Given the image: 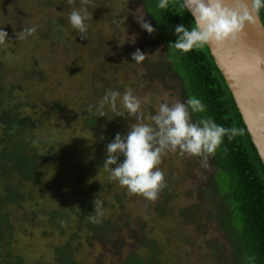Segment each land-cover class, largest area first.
Wrapping results in <instances>:
<instances>
[{"label": "rangeland", "instance_id": "1", "mask_svg": "<svg viewBox=\"0 0 264 264\" xmlns=\"http://www.w3.org/2000/svg\"><path fill=\"white\" fill-rule=\"evenodd\" d=\"M44 2L0 0V27L10 38L0 44L1 75L12 86L21 83L23 88L12 93V100L20 99V95L28 96L23 114L28 116L31 126L39 128V138L49 136L46 141L61 146L64 154L76 148L85 151L84 147L92 154L93 151L97 153L95 146L104 143L98 131L102 126L86 129L79 114L85 111L98 114L97 106L109 90L120 92L122 98L124 92L131 89L142 102L145 123H151L150 117L156 114L160 103L183 102L177 76L160 67L166 65V60L155 32L148 34L132 15L134 11L144 12L139 0H92L91 5H81L80 0H74L72 4L67 0ZM82 7L92 14V19L85 21L88 35L84 40L69 22L70 12ZM60 10H63L61 14ZM45 12L52 17L59 14L67 18L61 38L51 29L44 33V28L52 27L51 22L46 24L44 21ZM145 18L149 21L146 15ZM30 27H36V32L23 40L15 38V32ZM137 48L146 55L140 63L131 58ZM34 61L38 66L33 65ZM31 67L34 69L30 70ZM28 70L34 76L27 77ZM47 99L59 100L62 113L54 115ZM118 107L124 110L119 101ZM104 111L106 115L109 112L107 117L112 119L113 126L107 134L112 139L117 132L126 134L136 123L134 117L112 118L108 106ZM101 119L99 123H104V118ZM85 160L83 158L81 162ZM210 164L209 160L208 167H203L199 157L165 152L157 167L164 173L167 186L154 202L140 195H130L118 181L119 185H115V180L110 181L99 198L107 205L112 204L105 213L119 225L114 236L116 244L112 248L108 244L102 247L95 240L87 243L80 238L79 243L72 244L73 258L82 264L97 259L105 264L120 262L132 249L139 248L143 239L151 238L162 248L163 259L170 264H230L223 257L219 258L227 253V243L220 222L214 216ZM66 167L60 166L58 171L65 172ZM94 175L100 183L106 184L100 180L102 173ZM117 196H121L120 199ZM28 206L27 212H13L10 247L26 263L38 260L52 264V248L64 242L73 230L72 217H68L63 233H59L47 228L46 216L45 225L40 216L29 212L31 206ZM161 206L164 211L159 210ZM17 220L19 222H15ZM43 227L46 234L42 233ZM209 243L216 245L212 248Z\"/></svg>", "mask_w": 264, "mask_h": 264}, {"label": "trees", "instance_id": "2", "mask_svg": "<svg viewBox=\"0 0 264 264\" xmlns=\"http://www.w3.org/2000/svg\"><path fill=\"white\" fill-rule=\"evenodd\" d=\"M139 2L156 29L155 34L164 49L166 65H160L161 69L177 76L183 102L195 97L206 106V111L194 113L193 119L210 117L218 125L243 130L242 135H237L231 141L225 136L215 155L209 157L211 199L216 210L214 216L220 222L227 243V253L219 255V258L223 257L230 264H264V166L231 93L206 45L195 47L187 53L172 45L177 39L174 34L176 25L184 24L188 29L194 26L192 16L182 8L181 0H169V6L165 9L156 7L159 0ZM44 3L51 2L45 0ZM62 12L60 10V14ZM45 14V23L51 22L52 27L48 30L43 27L44 33L47 34L51 29L61 38L62 26H65L67 18L59 14L56 17ZM19 16L26 21L23 15ZM257 16L264 28V7ZM33 65L38 66V62L34 61ZM2 72L3 65L0 64V264H51L38 260L26 263L10 247L13 212H27V204L31 206L29 212L40 216L43 223L46 216L47 228L58 230L59 233H63L68 217H72L73 230L67 234L64 242L52 248V264H82L73 258V243H79L78 239L82 238L87 243L95 240L102 247L108 244L112 248L116 244L115 233L119 230L117 221L111 220L105 213L112 204L102 202L100 223H93L89 219L97 215L94 199L97 197L100 200L103 188L110 183L109 173L103 172V161L106 144L112 140V136L107 135L108 129L113 126L112 119L107 117L109 112L106 116H98L95 111L80 113V122L86 129L102 126L98 131L104 143L95 146L97 153L93 151L92 154L89 148L84 147L85 151L80 152L76 148L64 154L61 146L46 141L49 136L38 137L39 128L31 126L22 110L28 96L24 94L25 97L20 95V99L12 100V93L23 88L21 83L12 86V83L3 79ZM30 75L34 76L28 70L27 77ZM47 103L54 115L62 113L63 107L59 100L47 99ZM101 117L104 123H99ZM83 158L87 160L81 162ZM63 165L68 166L67 170L58 171ZM93 172L102 173L103 178L100 180L106 184L100 183ZM115 185L119 184L116 182ZM117 197L120 199L121 196ZM159 210L164 211L163 206ZM43 232L47 233L45 227ZM139 245V248L135 247L127 253L122 261L111 264H170L163 259L162 248L151 238L143 239ZM209 245L214 248L216 244ZM139 249H143V252H138ZM88 264L105 263L97 259Z\"/></svg>", "mask_w": 264, "mask_h": 264}, {"label": "clouds", "instance_id": "3", "mask_svg": "<svg viewBox=\"0 0 264 264\" xmlns=\"http://www.w3.org/2000/svg\"><path fill=\"white\" fill-rule=\"evenodd\" d=\"M73 2L74 0H67L68 4ZM80 2L81 5L92 4V0ZM168 6L169 0H159L156 5L159 9ZM262 7L264 0H182V8L191 14L194 26L188 29L184 24L176 25L174 34L177 39L172 45L175 49L187 53L195 47L209 43L223 45L236 41L246 23H253L252 13H258ZM132 15L148 34L156 31L145 18L144 12L134 11ZM90 19L92 14L86 7L73 9L69 14V22L81 40L87 38L88 25L85 21ZM36 30V27L23 28L18 33L15 32V38L23 40ZM8 39V32L0 27V44ZM131 58L140 63L146 55L137 48L131 53ZM118 101L123 111L118 107ZM141 103L131 89L126 90L122 98L120 92L109 90L99 102L96 111L98 116H106L104 109L108 106L113 113L112 118H135L136 123L131 125L126 134L117 132L106 144L103 167L109 173V181H118L121 187L127 188L130 195H140L148 201H156L160 192L167 186L164 173L157 167L165 152L199 157L201 165L208 167L209 157L215 155L225 136L231 141L237 135L243 134L242 129L226 128L215 123L210 117L202 116L199 120H194V113L206 111V106L195 97L185 102L177 100L171 105L167 101L160 103L156 114L150 117L151 123L144 122ZM89 107L91 109V106ZM93 205L97 215L89 219L93 223H100L102 201L96 197Z\"/></svg>", "mask_w": 264, "mask_h": 264}, {"label": "water", "instance_id": "4", "mask_svg": "<svg viewBox=\"0 0 264 264\" xmlns=\"http://www.w3.org/2000/svg\"><path fill=\"white\" fill-rule=\"evenodd\" d=\"M252 15L238 40L206 46L264 166V28L257 13Z\"/></svg>", "mask_w": 264, "mask_h": 264}, {"label": "bare ground", "instance_id": "5", "mask_svg": "<svg viewBox=\"0 0 264 264\" xmlns=\"http://www.w3.org/2000/svg\"><path fill=\"white\" fill-rule=\"evenodd\" d=\"M257 91H258L259 93H261V92H262V88H258ZM261 107H262V109L264 110V104H261Z\"/></svg>", "mask_w": 264, "mask_h": 264}]
</instances>
